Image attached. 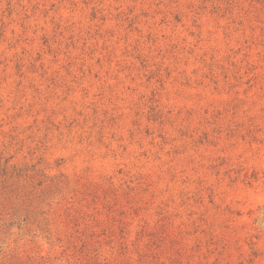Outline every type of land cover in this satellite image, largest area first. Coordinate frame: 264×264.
I'll list each match as a JSON object with an SVG mask.
<instances>
[{
  "label": "rangeland",
  "instance_id": "1",
  "mask_svg": "<svg viewBox=\"0 0 264 264\" xmlns=\"http://www.w3.org/2000/svg\"><path fill=\"white\" fill-rule=\"evenodd\" d=\"M0 264H264V0H0Z\"/></svg>",
  "mask_w": 264,
  "mask_h": 264
}]
</instances>
